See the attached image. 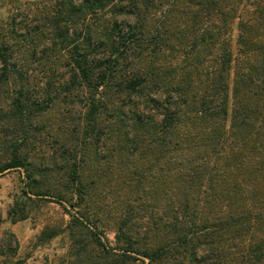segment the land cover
I'll use <instances>...</instances> for the list:
<instances>
[{"label": "trees", "instance_id": "1", "mask_svg": "<svg viewBox=\"0 0 264 264\" xmlns=\"http://www.w3.org/2000/svg\"><path fill=\"white\" fill-rule=\"evenodd\" d=\"M164 51L180 62L163 69ZM134 155L150 162L130 179L161 181L165 204L145 226V205L131 208L119 250L149 264H264V0H40L0 21V173L23 167L32 193L63 200L49 183L60 173L86 211ZM8 213L27 215L19 203ZM99 234L72 215L71 264H89L91 241L109 253Z\"/></svg>", "mask_w": 264, "mask_h": 264}, {"label": "rangeland", "instance_id": "2", "mask_svg": "<svg viewBox=\"0 0 264 264\" xmlns=\"http://www.w3.org/2000/svg\"><path fill=\"white\" fill-rule=\"evenodd\" d=\"M36 1L40 0H0V21L6 20L14 12H25ZM178 24L185 28L184 24ZM230 35L235 52L234 42L237 35L235 24ZM184 44H188L187 40ZM214 54H220V51ZM180 56L178 52L164 51L160 57L163 69H167L170 63L178 64ZM205 59V62L197 69L201 70V76L205 80H209L208 73L212 71V66L214 67L216 63L215 59L207 55ZM44 151H39L38 155L40 156ZM117 162H119L117 166L124 170V177L121 178L119 170L108 171L103 185L102 182L99 183L98 191H94V198L87 204L86 211L82 210V205L76 203V195L73 192L64 191L62 185L64 177L60 173L50 178L49 183L52 182L58 191L63 192V200L47 195L48 193L38 195L36 192L32 193L26 184L29 179L23 167L11 168L0 173V264H71L74 256L69 235V222L73 214L79 215L80 212H85L91 225L96 227V231H100V242L109 252L105 253V249L91 241L92 245L88 246L87 252V256L90 257L89 264H99V262L101 264H120L121 262L149 264L146 257L117 248V244L122 242H117L116 230L120 221L130 214L131 208L139 204L145 206L141 207L142 211L140 207L135 208L138 212L134 217L136 225H147L152 209L159 214L165 204L162 198L163 184L159 180L154 182L148 177L145 183H136L134 178L130 179L131 172L134 171L133 165L142 170L146 162L150 161H144L134 155L129 158L122 157ZM119 182L122 183L119 185L117 184ZM152 182L155 185H153L154 192L149 189ZM151 193H154L155 197H152ZM16 203L25 207L27 215L23 219L13 221L8 212ZM175 208L176 203H172L171 209ZM145 238L143 233L134 236L137 242H143ZM101 249L104 250L103 256L100 253ZM119 253L128 255L119 256ZM127 256H132L134 259Z\"/></svg>", "mask_w": 264, "mask_h": 264}]
</instances>
